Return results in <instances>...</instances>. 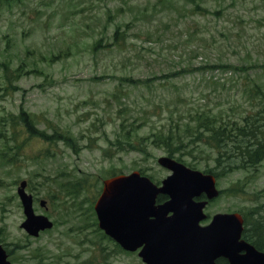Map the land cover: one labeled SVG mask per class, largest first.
Instances as JSON below:
<instances>
[{
    "label": "rangeland",
    "instance_id": "obj_1",
    "mask_svg": "<svg viewBox=\"0 0 264 264\" xmlns=\"http://www.w3.org/2000/svg\"><path fill=\"white\" fill-rule=\"evenodd\" d=\"M255 82L264 90V0H0V116L33 123L11 133L0 120V243L11 262L140 264L99 228L94 205L108 176L138 170L161 185L171 173L151 135L170 112L183 140L175 158L218 174L207 212L264 213V160L228 168L215 142L184 131L198 116L232 123L238 112L264 124V96L247 92ZM23 179L55 224L36 237L21 226Z\"/></svg>",
    "mask_w": 264,
    "mask_h": 264
},
{
    "label": "water",
    "instance_id": "obj_2",
    "mask_svg": "<svg viewBox=\"0 0 264 264\" xmlns=\"http://www.w3.org/2000/svg\"><path fill=\"white\" fill-rule=\"evenodd\" d=\"M158 161L172 170L162 186L138 171L104 179L95 207L100 225L107 233L128 249L142 243L153 247L143 251L156 257V263L150 264H195L193 260L198 254L208 256L206 260L211 256V264L220 254L228 256L230 264H264V252L240 240L243 231L240 213H218L210 225H199L205 217L203 207L207 201H195L194 197L205 194L212 199L219 194L213 174L191 169L168 155ZM26 186L27 181L23 180L19 187L26 214L22 226L29 234L38 236L41 230L51 228L53 222L48 216L35 213L33 197L26 192ZM159 193L171 199L155 205ZM170 211L174 213L168 216ZM152 216L155 218L151 219ZM242 249L246 251L243 256L239 253ZM0 264H12L1 244Z\"/></svg>",
    "mask_w": 264,
    "mask_h": 264
},
{
    "label": "trees",
    "instance_id": "obj_3",
    "mask_svg": "<svg viewBox=\"0 0 264 264\" xmlns=\"http://www.w3.org/2000/svg\"><path fill=\"white\" fill-rule=\"evenodd\" d=\"M119 32L118 29L114 32V41L117 43L123 40L120 38ZM250 68H252V66L245 67L246 70ZM17 69L16 71L19 78L21 76V67L19 66ZM236 70H243V68L236 67ZM13 75L14 73H11V76ZM254 86L257 88L256 90L255 88L254 90L250 88L247 92L252 94V96H264V90L261 87L259 90L256 82ZM250 102L254 106V102ZM154 109L157 108L154 106ZM243 114V112H238L235 120H232V123L229 121L224 123L205 115L198 116V118L194 120L196 123L195 129L192 131L185 129L184 131L187 133L192 132L190 138L191 143L201 138L211 143L215 142L220 148L218 151L219 156L217 157L218 164H221L223 159H227L228 168L234 165L244 166L245 164L255 166L264 160V129L262 128L264 124L260 122L261 118L249 116L251 112H247L245 116H243ZM174 115V113L170 112L164 119L166 121L171 118V121L160 124L159 129L151 135H153V137H160L157 140L154 139L155 143H157L156 145L165 147L169 155L175 157L180 147L183 146V140L178 133L181 132L180 123H175ZM16 117H21V119L18 121L14 120ZM138 118L141 119L142 116ZM162 119L163 118H161V120ZM0 120L3 121L5 127L7 125L9 126L11 133H14V129L12 128L13 124L18 125L24 123L26 127L33 129V123H31L25 112L2 115L0 116ZM36 133L39 137H43L47 140L50 139V136L45 132ZM65 139L67 140L68 138L65 137ZM231 146H234L233 150L230 149ZM221 148L225 150L223 151ZM160 197L164 196L160 195ZM261 211H263V209L256 206L254 209L248 210V212L245 213L247 218L246 222L250 223V225L247 224L245 235L250 237L257 246L264 247V213L261 214Z\"/></svg>",
    "mask_w": 264,
    "mask_h": 264
},
{
    "label": "flooded vegetation",
    "instance_id": "obj_4",
    "mask_svg": "<svg viewBox=\"0 0 264 264\" xmlns=\"http://www.w3.org/2000/svg\"><path fill=\"white\" fill-rule=\"evenodd\" d=\"M197 199H202V198H197ZM166 200H167V198H163V199L162 198H158L157 202L161 203V202H164ZM209 206H210V202L206 205L205 211H207ZM213 215L210 214L209 212H206L205 219L201 220L200 224L202 226L208 225L211 222ZM146 247H149V246L142 245L137 250L133 251V252H138L137 254H138L139 258H140V264H148V259H147L146 255H140L141 251L144 250ZM149 248H151V247H149ZM261 250H264V249H261ZM240 254L243 256L245 254V251L241 250ZM206 258H208V256L198 254L197 256L194 257L193 263L201 264L203 262H207V263L211 264V262H212L211 256H209V259H208L209 261L206 260ZM229 263H230V260H229V258L226 255H218V256H216L214 258V264H229Z\"/></svg>",
    "mask_w": 264,
    "mask_h": 264
},
{
    "label": "bare ground",
    "instance_id": "obj_5",
    "mask_svg": "<svg viewBox=\"0 0 264 264\" xmlns=\"http://www.w3.org/2000/svg\"><path fill=\"white\" fill-rule=\"evenodd\" d=\"M208 216V215H207Z\"/></svg>",
    "mask_w": 264,
    "mask_h": 264
}]
</instances>
